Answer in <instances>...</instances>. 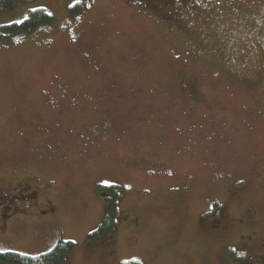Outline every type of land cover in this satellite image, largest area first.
<instances>
[{"label": "rangeland", "instance_id": "obj_1", "mask_svg": "<svg viewBox=\"0 0 264 264\" xmlns=\"http://www.w3.org/2000/svg\"><path fill=\"white\" fill-rule=\"evenodd\" d=\"M33 9L52 23L0 41V195L41 216L14 236L0 208V253L264 264V0H20L0 29Z\"/></svg>", "mask_w": 264, "mask_h": 264}, {"label": "trees", "instance_id": "obj_2", "mask_svg": "<svg viewBox=\"0 0 264 264\" xmlns=\"http://www.w3.org/2000/svg\"><path fill=\"white\" fill-rule=\"evenodd\" d=\"M20 0H0V14L13 10ZM32 3L36 0H23ZM53 19L43 9L31 11L30 16L21 24L3 26L0 29V41H11L22 34H28L41 26L51 24ZM120 187L99 186V193L105 198L106 216L99 229L88 237L89 242L110 236L117 227L119 215L118 190ZM107 195V196H106ZM76 245L61 241L52 251L38 257H29L17 253H0V262L6 264H66V259L74 251Z\"/></svg>", "mask_w": 264, "mask_h": 264}, {"label": "flooded vegetation", "instance_id": "obj_3", "mask_svg": "<svg viewBox=\"0 0 264 264\" xmlns=\"http://www.w3.org/2000/svg\"><path fill=\"white\" fill-rule=\"evenodd\" d=\"M2 194L0 195L2 220L5 228L9 229L14 236L20 227L18 222L20 216H41L36 214V197L38 196L29 184L21 183L18 188L10 190L5 196Z\"/></svg>", "mask_w": 264, "mask_h": 264}, {"label": "snow or ice", "instance_id": "obj_4", "mask_svg": "<svg viewBox=\"0 0 264 264\" xmlns=\"http://www.w3.org/2000/svg\"><path fill=\"white\" fill-rule=\"evenodd\" d=\"M33 11H35V9H33ZM17 23H20V21H17Z\"/></svg>", "mask_w": 264, "mask_h": 264}]
</instances>
